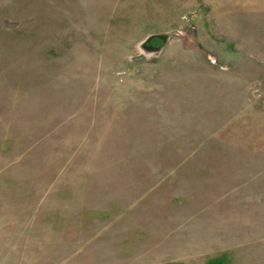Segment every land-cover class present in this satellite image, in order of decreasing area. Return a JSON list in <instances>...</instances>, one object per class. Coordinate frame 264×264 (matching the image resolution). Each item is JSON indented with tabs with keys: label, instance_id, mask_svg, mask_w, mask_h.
I'll use <instances>...</instances> for the list:
<instances>
[{
	"label": "rangeland",
	"instance_id": "374dc122",
	"mask_svg": "<svg viewBox=\"0 0 264 264\" xmlns=\"http://www.w3.org/2000/svg\"><path fill=\"white\" fill-rule=\"evenodd\" d=\"M0 264H264V0H0Z\"/></svg>",
	"mask_w": 264,
	"mask_h": 264
},
{
	"label": "water",
	"instance_id": "95a60500",
	"mask_svg": "<svg viewBox=\"0 0 264 264\" xmlns=\"http://www.w3.org/2000/svg\"><path fill=\"white\" fill-rule=\"evenodd\" d=\"M155 37V35H150L146 41L143 43L142 47L144 48V50L146 51H153V52H159V48H156L154 46H150V45H147V43L153 38ZM161 38L164 39V41L166 42L168 40V36L167 35H164V36H161Z\"/></svg>",
	"mask_w": 264,
	"mask_h": 264
}]
</instances>
